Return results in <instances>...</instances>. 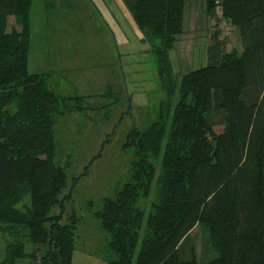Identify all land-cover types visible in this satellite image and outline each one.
<instances>
[{"label": "trees", "instance_id": "1", "mask_svg": "<svg viewBox=\"0 0 264 264\" xmlns=\"http://www.w3.org/2000/svg\"><path fill=\"white\" fill-rule=\"evenodd\" d=\"M122 1L150 45L165 98L151 122L128 132V179L94 213L105 264H264V0H207L209 14L238 31L241 49L225 51L213 32L206 65L178 81L169 51L184 0ZM30 8L31 0H0V226L18 227L42 251L28 264H72L77 218L62 222L67 177L54 161V126L91 108L58 91L53 72L27 71ZM151 193L144 210L139 200ZM198 225L216 253L208 260L197 261L192 244L183 251ZM22 248L8 245L5 261L25 257Z\"/></svg>", "mask_w": 264, "mask_h": 264}, {"label": "rangeland", "instance_id": "2", "mask_svg": "<svg viewBox=\"0 0 264 264\" xmlns=\"http://www.w3.org/2000/svg\"><path fill=\"white\" fill-rule=\"evenodd\" d=\"M29 24L27 71L53 72L58 91L85 97V108H91L57 118L54 161L66 173L61 198L68 201L62 212L56 207L51 213L61 212L62 222L72 213L77 218L72 264H105L107 240L94 213L128 179L134 158L132 148L124 147L128 132L151 122L165 98L150 45L141 40L122 0H31ZM213 32L225 51L241 49L238 31L215 20L207 0H184L182 30L169 51L176 81L206 65ZM152 199L151 193L138 205L147 210ZM15 242L26 256L13 264H28L42 253L18 227L0 226V264H9L7 248ZM190 245L197 261L216 256L202 225L192 229L183 251Z\"/></svg>", "mask_w": 264, "mask_h": 264}]
</instances>
